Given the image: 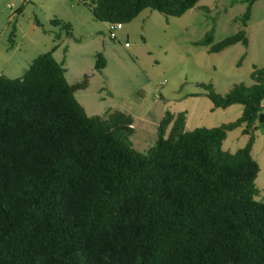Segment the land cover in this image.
<instances>
[{
  "label": "trees",
  "instance_id": "16d2710c",
  "mask_svg": "<svg viewBox=\"0 0 264 264\" xmlns=\"http://www.w3.org/2000/svg\"><path fill=\"white\" fill-rule=\"evenodd\" d=\"M77 1L95 19L123 24L146 7L180 15L199 0ZM50 21L71 35L69 21ZM236 42H248L244 27L194 40L211 52ZM57 45L20 76L0 72V264H264L252 155V130L264 118V65L250 71L251 84L223 93L203 83L213 107L241 103L238 117L188 129L185 110L166 111L143 152L130 139L129 113L86 112L75 91L89 74L69 82ZM104 66L98 53L94 68ZM239 125L245 144L222 148Z\"/></svg>",
  "mask_w": 264,
  "mask_h": 264
},
{
  "label": "rangeland",
  "instance_id": "374dc122",
  "mask_svg": "<svg viewBox=\"0 0 264 264\" xmlns=\"http://www.w3.org/2000/svg\"><path fill=\"white\" fill-rule=\"evenodd\" d=\"M248 5L249 19L243 26L241 18ZM54 17L69 21L81 41L66 38L61 44L66 30L51 23ZM122 25L115 30L116 38L110 37L106 22L95 19L77 0H0V70L10 77L20 76L34 56L58 44L53 55L63 62L69 82L89 74L87 86L75 93L85 102L86 112L119 109L130 113L135 123L130 139L143 152L155 143L166 111L185 110L188 129L219 125L241 114L236 111L241 103L213 107L205 93L199 97L185 93L206 92L203 83L223 93L235 83L253 82L250 71L264 65V0H199L180 15L146 7ZM241 27L250 40L247 46L237 43L211 52L194 43L208 31L217 41ZM98 28L102 36H90ZM98 53L105 66L94 73ZM261 111L264 116V107ZM255 125L252 155L260 168L256 176L260 191L255 197L264 201V118ZM242 127L227 131L222 148L234 151L245 144L249 134Z\"/></svg>",
  "mask_w": 264,
  "mask_h": 264
},
{
  "label": "crops",
  "instance_id": "0c3cea01",
  "mask_svg": "<svg viewBox=\"0 0 264 264\" xmlns=\"http://www.w3.org/2000/svg\"><path fill=\"white\" fill-rule=\"evenodd\" d=\"M20 7H23V5H20ZM70 7H74L73 6V4H70ZM20 9V8H19ZM18 9V10H19ZM22 10L23 9H21L20 10V12H22ZM142 11V10H141ZM140 11V12H141ZM139 12V13H140ZM138 13V14H139ZM137 14V15H138ZM11 16V15H10ZM10 18V17H9ZM51 20V19H50ZM107 24V23H106ZM8 23H7V27H8ZM122 27H123V25H122ZM121 27V28H122ZM101 28V27H100ZM100 28H98V29H95V30H93L92 32H91V35L90 36H93V37H95V36H97V37H100V36H102V31H101V29ZM120 29V28H119ZM13 33V32H12ZM117 35V34H116ZM66 38H68V39H75L76 41L77 40H79V41H81V39H79V38H77L76 37V35L73 33V27H72V32H71V35H69V34H66L65 33V38L61 41V44H63L64 43V41H65V39ZM237 43H242V42H236V43H234V44H237ZM250 43V40H249V38H248V42L246 43V44H244V43H242V44H244V45H248ZM232 45V44H231ZM206 46V45H205ZM207 47V46H206ZM0 72H2L1 70H0ZM97 72H99L98 70H94V73H97ZM75 93H76V91H75ZM201 93H205V91H200V90H194V91H188V92H186L185 93V95H190V96H194V97H199L200 96V94ZM75 96H76V94H75ZM77 97V96H76ZM77 99H78V97H77ZM84 99V98H83ZM79 100V102L83 105V103H85L84 101H82V100H80V99H78ZM234 104V103H233ZM230 105H232V104H230ZM230 105H228V106H230ZM84 106V105H83ZM212 106H213V104H212ZM228 106H226V107H228ZM242 107L243 106H241V108L240 107H238L237 108V110L236 111H242ZM84 108H85V106H84ZM178 111H180V110H176V111H171V112H173V113H176V112H178ZM130 114V113H129ZM131 115V114H130ZM132 116V115H131ZM186 121H187V118H186ZM132 125H133V128H134V126H135V123H134V121H133V117H132ZM185 128H187L186 127V123H185ZM255 145V141H254V144H253V146ZM252 150H253V147H252ZM253 154V153H252ZM260 169V168H259ZM259 172V171H258ZM259 191H260V189H259Z\"/></svg>",
  "mask_w": 264,
  "mask_h": 264
},
{
  "label": "built area",
  "instance_id": "2783aa9c",
  "mask_svg": "<svg viewBox=\"0 0 264 264\" xmlns=\"http://www.w3.org/2000/svg\"><path fill=\"white\" fill-rule=\"evenodd\" d=\"M8 6H12V2H8L7 3ZM122 26V22L121 21H115V22H107V28H108V33L110 37H115V30L120 28ZM125 44H127V42H125ZM162 83H164V81H162ZM157 97V95H156Z\"/></svg>",
  "mask_w": 264,
  "mask_h": 264
},
{
  "label": "clouds",
  "instance_id": "9594fccd",
  "mask_svg": "<svg viewBox=\"0 0 264 264\" xmlns=\"http://www.w3.org/2000/svg\"><path fill=\"white\" fill-rule=\"evenodd\" d=\"M121 27H122V26H121ZM121 27H120V28H121ZM118 29H119V28H118ZM115 34H116V33H115ZM130 125L133 126L132 124H130Z\"/></svg>",
  "mask_w": 264,
  "mask_h": 264
}]
</instances>
